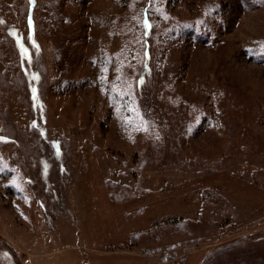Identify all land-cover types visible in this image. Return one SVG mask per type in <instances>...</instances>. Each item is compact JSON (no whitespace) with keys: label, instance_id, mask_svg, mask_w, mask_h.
<instances>
[{"label":"rangeland","instance_id":"rangeland-1","mask_svg":"<svg viewBox=\"0 0 264 264\" xmlns=\"http://www.w3.org/2000/svg\"><path fill=\"white\" fill-rule=\"evenodd\" d=\"M0 264H264V0H0Z\"/></svg>","mask_w":264,"mask_h":264},{"label":"trees","instance_id":"trees-1","mask_svg":"<svg viewBox=\"0 0 264 264\" xmlns=\"http://www.w3.org/2000/svg\"><path fill=\"white\" fill-rule=\"evenodd\" d=\"M140 24H141V25H146V24L148 25V24H149V19L146 18V17L143 18V20H141ZM143 40H144V43H145V45H146V44L148 43L147 40H146L145 38H143Z\"/></svg>","mask_w":264,"mask_h":264},{"label":"snow or ice","instance_id":"snow-or-ice-1","mask_svg":"<svg viewBox=\"0 0 264 264\" xmlns=\"http://www.w3.org/2000/svg\"><path fill=\"white\" fill-rule=\"evenodd\" d=\"M145 26L147 27L148 25L146 24ZM33 91H35V90H33Z\"/></svg>","mask_w":264,"mask_h":264}]
</instances>
